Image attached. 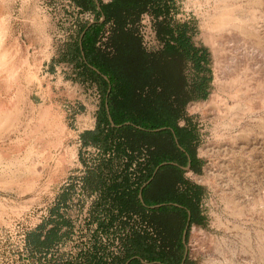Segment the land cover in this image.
<instances>
[{"label":"rangeland","instance_id":"374dc122","mask_svg":"<svg viewBox=\"0 0 264 264\" xmlns=\"http://www.w3.org/2000/svg\"><path fill=\"white\" fill-rule=\"evenodd\" d=\"M78 1L0 0V62L8 61L15 79L8 83L10 67L5 64L0 70V264H77L92 246L96 226L89 215L95 196L90 188L83 190L82 178L93 168L97 151L83 147L81 135L96 126L100 92L95 83L79 77L67 59L69 45L80 39V27L95 22L96 15L79 7ZM96 1L100 8L111 2ZM166 1L164 15L155 17L148 10L131 27L148 53L161 52L165 46L157 23L174 28V37L177 27H185L186 37L205 59L199 72L191 61L184 68L191 86L206 81L201 88L204 97L196 91V99L184 109L196 135V158L203 164L199 174L182 175L202 190L198 209L203 218L188 229L185 262L264 264V143L232 150L217 139V118L191 110L224 89L213 85L217 55L188 0ZM242 2L264 12V0ZM114 24L108 22L96 41V47L107 53L112 52L107 40ZM179 126H187V121L181 119ZM231 199L243 215H231ZM52 214L64 216L70 226L53 228L49 245L42 246L37 230H51ZM197 234L209 235L215 246L206 244V253L197 254L193 244ZM117 246L115 241L110 250L117 253Z\"/></svg>","mask_w":264,"mask_h":264},{"label":"trees","instance_id":"16d2710c","mask_svg":"<svg viewBox=\"0 0 264 264\" xmlns=\"http://www.w3.org/2000/svg\"><path fill=\"white\" fill-rule=\"evenodd\" d=\"M165 2H167L165 0ZM77 5L83 10L93 11L96 21L104 16L102 23L90 26L80 39H76L68 50V63L73 64L83 80L95 83L100 92V104L96 113V126L81 135L83 147L91 146L97 158L91 170L82 178V188H90L94 201L89 215L92 246L77 264H180L182 245L180 232L176 236V249L167 257L166 244L160 245L156 237L157 214L165 208L146 209L138 199L140 188L152 178L161 163L174 162L185 166L186 156L180 152L174 139L189 154L191 171L199 174L202 162L196 158V135L184 116L188 102L204 97L201 88L206 82L191 86L184 74L185 64L191 61L196 72L203 69L205 59L199 55L186 37V28H174L169 24L157 23L158 35L165 40L164 49L148 53L136 35L134 25L139 16L148 10L155 17L164 15L167 7L163 0H111L98 10L95 0H80ZM114 20L109 30L107 46L111 53L96 47V41L104 26ZM79 29V37L85 30ZM169 37L166 40V37ZM88 66L95 68L102 76ZM110 117L116 127H111ZM185 119L187 126H179ZM131 123L139 127L122 126ZM166 128L160 132H151ZM184 185V191H180ZM201 188L191 185L182 177V171L173 166L161 167L153 179L142 189L141 196L146 206L163 203L187 207L191 212L190 224H201L203 218L198 209ZM169 211L182 212L172 206ZM179 212V213H181ZM51 230L38 228L40 245L48 246L53 228L70 226L60 214H52ZM102 236L105 237L103 242ZM118 242L117 253L110 250ZM187 264V262H185Z\"/></svg>","mask_w":264,"mask_h":264},{"label":"bare ground","instance_id":"6f19581e","mask_svg":"<svg viewBox=\"0 0 264 264\" xmlns=\"http://www.w3.org/2000/svg\"><path fill=\"white\" fill-rule=\"evenodd\" d=\"M188 2L201 17L203 31L209 34L207 41L217 55L213 85L218 90L225 89L219 94L213 92L207 102L193 105L191 110L199 109L217 118V139L232 150L241 144L250 147L256 142L264 143V135H260L264 131V12L252 10L242 0ZM1 42L0 34V48ZM5 64L10 67L7 78L11 85L15 81L14 71L8 61L0 62V70ZM200 181L207 183L205 179ZM228 204L231 215H243V209L232 199ZM193 244L198 246L196 253L202 254L207 245L215 246L216 242L209 235L197 234Z\"/></svg>","mask_w":264,"mask_h":264},{"label":"flooded vegetation","instance_id":"af4514ba","mask_svg":"<svg viewBox=\"0 0 264 264\" xmlns=\"http://www.w3.org/2000/svg\"><path fill=\"white\" fill-rule=\"evenodd\" d=\"M174 142H175V139H174ZM179 151L182 152L186 156V158H187L186 165L185 166H179L177 163H174V162H166L167 163L166 165L178 168L179 170L182 171V175L184 176V174H186V172L183 171L182 168L186 167L187 165H190V171H191V159H190L189 154L184 149H183V151H181V150H179ZM166 165H164V166H166ZM161 167H163V166H161ZM154 176L152 175V178L150 179V181L153 179ZM184 188H185L184 185H180V191L181 192L184 191L183 190ZM159 205H161V206L158 208H165V211L159 212L157 214L156 237L158 239L159 245L161 246L158 251L160 252L162 249V245L166 244L167 245L166 251L169 252V254H167V257L171 258L172 253L176 249V246H174V244L176 243V236H177L178 230H179V231H181L180 232V243L182 245V249H181L182 250V259L185 256L186 252H187V257H188L189 253H188V250L186 248V241L188 238V229L190 228V225H191L190 224V220H191L190 210H188L187 207L180 206L177 204L163 203V204H159ZM145 206H143V207H145ZM172 206L178 208L179 210H183V212L186 213L185 221H182V219H181L182 218V212L181 211H179L181 213H179L178 211H176V212L169 211V208ZM147 207H151V206H147ZM147 207H145V208L150 209ZM158 208H155V209H158ZM150 210H153V209H150ZM181 262H182V260H181ZM181 262H180V264H181Z\"/></svg>","mask_w":264,"mask_h":264},{"label":"water","instance_id":"95a60500","mask_svg":"<svg viewBox=\"0 0 264 264\" xmlns=\"http://www.w3.org/2000/svg\"><path fill=\"white\" fill-rule=\"evenodd\" d=\"M95 4H96V6H97V9H98V10H101V8H100V6H99V3H98L96 0H95ZM104 19H105L104 16H102L101 19H100L99 21L89 23V24L87 25V27L85 28V30L82 32L80 38L83 36L84 32H85L90 26H92L93 24H96V23H102ZM88 67H89L91 70H93L95 73H97L98 75L102 76V78H103L105 81L108 82L107 78H106L105 76L101 75V73L98 72L95 68H93V67H91V66H88ZM108 120H109V123H110V126H111V127H116V126L114 125V123H113V121H112V119H111L110 117H108ZM122 126H133V127L137 128V129H141V128L136 127V126H134V125H132L131 123H128V122H127V123H124L123 125L117 126V127L119 128V127H122ZM141 130H143V129H141ZM163 130H166V128L156 129V130H153V131H151V132H160V131H163ZM175 144H176V146H177V148H178L179 150L183 151V149L179 146V144H178V142H177L176 139H175ZM166 164H167V163H162V164H160L159 166H157V167L155 168L154 172H153V176L157 173V171L159 170V168H160L161 166H164V165H166ZM182 169H183V171H185V172H189V171H190V165H187L186 167H184V168H182ZM149 182H150V180H149L148 182H146L145 184H143L142 187L140 188V191H139L138 199H139V202L141 203L142 206H145V204H144L143 199H142V196H141V191H142V189H143V188H144ZM160 206H161V205H155V206H151V207H147V206H145V207L150 208V209H155V208H158V207H160ZM186 258H187V252L185 253V256L183 257L181 264H184ZM141 263H142V264H149V263L144 262L143 260H141ZM126 264H127V263H126ZM150 264H159V263H158V262H154V263H150Z\"/></svg>","mask_w":264,"mask_h":264},{"label":"crops","instance_id":"0c3cea01","mask_svg":"<svg viewBox=\"0 0 264 264\" xmlns=\"http://www.w3.org/2000/svg\"><path fill=\"white\" fill-rule=\"evenodd\" d=\"M70 64V63H69Z\"/></svg>","mask_w":264,"mask_h":264}]
</instances>
